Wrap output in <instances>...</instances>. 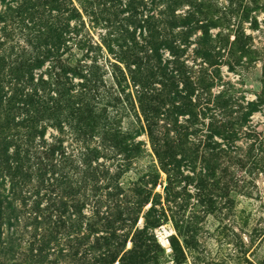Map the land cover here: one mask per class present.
Segmentation results:
<instances>
[{
  "label": "trees",
  "instance_id": "trees-1",
  "mask_svg": "<svg viewBox=\"0 0 264 264\" xmlns=\"http://www.w3.org/2000/svg\"><path fill=\"white\" fill-rule=\"evenodd\" d=\"M228 2L216 9L211 0H0L3 37L20 35L28 45L5 47L0 38V264L142 263L151 258V233L169 218L183 235L184 218L174 212L185 206L181 190L194 186L206 216L219 172L263 170L264 133L251 117L264 97L247 101L219 73L226 54L237 57V67L258 60L244 23L257 29L260 2ZM108 4L128 15L116 32L123 43L107 46L116 61L99 60L98 46L100 54L90 56V46L83 61L64 65L73 46L86 47L84 15L97 22ZM199 32L194 53L202 64H190V38ZM109 66L116 89L107 95L117 115L132 116L127 129L96 94L107 87ZM143 135L157 164L134 168L136 179L125 182L148 156Z\"/></svg>",
  "mask_w": 264,
  "mask_h": 264
},
{
  "label": "rangeland",
  "instance_id": "rangeland-1",
  "mask_svg": "<svg viewBox=\"0 0 264 264\" xmlns=\"http://www.w3.org/2000/svg\"><path fill=\"white\" fill-rule=\"evenodd\" d=\"M211 1L216 2V9L229 8L228 0ZM259 2L261 10L253 14L257 18V29H253L251 20L244 23L246 34H250L254 38L253 44L258 51V60L254 63L244 64L243 67H237L234 65L237 62V57L232 54L231 56L226 54L224 60L227 64L219 69V73L222 74L226 82L236 84L240 92L239 96L243 95L242 97L250 102L255 101L258 96L264 97V0H259ZM1 9L2 7H0V10ZM95 9L98 10V8ZM183 9L184 10H180L179 13H183L188 7ZM100 10H103V13L100 14L99 21L97 22H93V19L84 15L85 27L81 28V33L83 37L82 40L86 47L83 49V46L79 48L73 46L71 53L64 55L62 58L64 65L68 64V61L73 65L77 64L78 61H83L85 58L82 56L87 54L88 51H86V48L88 49L90 46L95 48L93 49L94 51L88 53L90 56H98L100 54L96 47L98 46V48L102 49L103 54V57H100L99 60H103V63H105L106 58L111 62L116 61L113 56L109 54L107 46L113 44L116 47L123 43L122 41H117L116 32L119 31L123 18L128 15H120L119 12L121 11V7L115 4H108L105 7L101 6ZM2 11L5 12V7H3ZM105 20H112L113 22L110 23ZM238 21L239 16L236 17L234 15V17H232V26L230 30H236L235 27H237L236 24ZM8 23V31H10L11 22L8 20ZM220 29L221 28L212 30L214 36ZM226 32H229V30L226 29ZM3 36L4 34L0 32V38L2 41L4 40L5 47L16 44V47L28 48L24 38L20 35H16V39L13 37L5 38ZM198 36H201L200 32L190 38L192 43L187 51L188 57L185 56L190 64H194L195 60H197L196 64H202L201 57L196 58L194 53L195 50L199 49L197 44ZM228 36L233 39L234 33L229 32ZM85 61L91 63L90 60ZM246 62L247 60L244 59V63ZM48 64L47 62L45 67H48ZM104 65H108V63ZM111 74L112 68L109 66L108 70H105L107 87H99L96 94L103 100L104 104H110L109 113L111 112L116 116V120L119 121L120 125L124 129H127L131 127V122H133L132 116H130L129 113L122 114L121 111H119L117 115V110H119V108H114L117 106V104L112 101V97L114 96L111 97L107 95L110 94L109 91L116 89ZM76 82H81V79L76 78ZM251 120L258 131L263 134L264 104L260 107V111L253 114ZM140 139L147 142L148 156L136 161V164L131 168V172L124 176L123 181L125 182L136 179V170L134 168L137 170L139 169L138 171L140 173L148 164L153 162L157 164L147 136L143 135ZM244 148H246V146H244ZM260 157H263L264 160L262 154ZM260 165L263 167V170L252 173L248 172L247 169L241 170L235 166L227 172L229 175H220L219 172L216 179L221 183L214 189L216 204L214 205L212 213L206 216L204 215L205 208L198 205L197 199L194 198L197 194L194 186L186 187V182H184L182 187L186 188L180 191L182 198L186 199V202H184V209L180 213L178 210L174 211L179 215L177 218H184L185 226L183 235L175 229L171 218H169L168 223H165L160 228L154 229L151 233L154 236V240L149 242L152 246L151 258L149 259L148 256L139 264H264V161L260 162ZM187 174L188 173H186V175ZM161 176L164 182L166 175L161 172ZM164 184L166 183L164 182ZM156 192L161 194L164 198L163 187L158 185ZM161 202L162 207L164 206L165 214L170 216L171 212L167 208L164 199H162ZM105 209L106 208H104L103 211ZM149 209L150 204L144 207L139 216L137 226L140 229L145 225L144 216ZM160 209L161 206H157V210L161 211ZM158 213L156 212L154 215ZM182 223L183 222H181L180 225ZM124 230L127 231L128 229ZM124 230L118 231V233L121 235L126 232ZM131 238L127 244L128 250L133 247L130 241ZM162 238H166L168 242L165 247L161 241ZM92 243L93 241L91 240L86 247H89ZM138 262H140V259ZM116 264H119V262H116Z\"/></svg>",
  "mask_w": 264,
  "mask_h": 264
},
{
  "label": "bare ground",
  "instance_id": "bare-ground-1",
  "mask_svg": "<svg viewBox=\"0 0 264 264\" xmlns=\"http://www.w3.org/2000/svg\"><path fill=\"white\" fill-rule=\"evenodd\" d=\"M165 231H166V230H165ZM162 233H163V231H162ZM165 233L167 234V231H166ZM160 235H161V234H160ZM161 241H162V243L164 244V247L167 246V243H168V242L166 241V238H162ZM168 248H169V247H168Z\"/></svg>",
  "mask_w": 264,
  "mask_h": 264
}]
</instances>
